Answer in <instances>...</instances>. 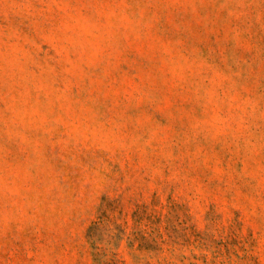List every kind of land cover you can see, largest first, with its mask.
Wrapping results in <instances>:
<instances>
[{
	"label": "rangeland",
	"instance_id": "1",
	"mask_svg": "<svg viewBox=\"0 0 264 264\" xmlns=\"http://www.w3.org/2000/svg\"><path fill=\"white\" fill-rule=\"evenodd\" d=\"M0 264H264V0H0Z\"/></svg>",
	"mask_w": 264,
	"mask_h": 264
}]
</instances>
